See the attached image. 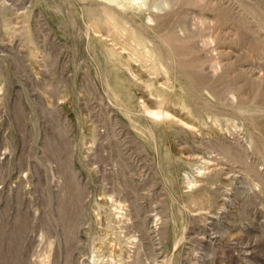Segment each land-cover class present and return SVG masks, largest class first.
I'll return each instance as SVG.
<instances>
[{
    "label": "rangeland",
    "instance_id": "374dc122",
    "mask_svg": "<svg viewBox=\"0 0 264 264\" xmlns=\"http://www.w3.org/2000/svg\"><path fill=\"white\" fill-rule=\"evenodd\" d=\"M97 2L0 0V264H264V0L180 4L126 49Z\"/></svg>",
    "mask_w": 264,
    "mask_h": 264
},
{
    "label": "bare ground",
    "instance_id": "6f19581e",
    "mask_svg": "<svg viewBox=\"0 0 264 264\" xmlns=\"http://www.w3.org/2000/svg\"><path fill=\"white\" fill-rule=\"evenodd\" d=\"M90 1H93V0H90ZM102 1L104 3H98L97 2V4H98L97 6L88 8L87 19L85 21L87 30L92 31V32H96V33L99 32V35H102V36L103 35H105L107 37L110 36L111 41L114 44H118L120 46V48H125V45H131V44L135 48H137V46L146 47L147 46L146 44L149 41V39H147L142 34V31H141L142 29H154L158 25V21L160 19L165 17L170 12H173V10L180 4H183V5L189 4L191 6L193 5V6L201 7L203 5L202 3L204 2V0H102ZM198 20H199V23H201V24L207 23V18L203 15L199 16ZM146 21H154L156 23V26H154V27L149 26L146 23ZM82 22H83V20H82ZM136 22L138 23V25L135 24ZM175 25H178V24H175ZM187 26L188 25H186V24L179 26L180 29H178L177 32L168 33V34L161 36L160 41L165 46H170L171 44H174L175 46L184 47L191 41L194 44V42H193V36L194 35H193V33L189 32L190 28L188 29ZM208 38H209V41H208ZM208 38L207 37L203 38V36H202V38H201L202 40L200 42L201 45H199V46L195 45L194 49L195 50L205 49L208 46V44H211L210 42L213 41V39L210 40V36H208ZM101 40H102V37H101ZM214 40H216V39H214ZM102 42L104 43L105 41L102 40ZM103 45L109 53H111V51H113L111 48L108 49L107 46H105V44H103ZM212 45H214V44H212ZM217 48L219 49V47L215 46L212 49L215 50ZM212 49H211V52L213 51ZM144 50H146V49H144ZM144 50H143V53H144ZM217 51H219V50L215 51L216 54H217ZM134 52H135V49H134ZM151 53H153V52L151 51ZM151 53H149V54H151ZM149 56L147 57L148 59H149ZM155 57L158 60L157 56H155ZM150 58H151L150 59V61H151L152 56ZM219 61H221V60H217L215 58L211 63V68L214 72H217L216 71L217 68L220 69V67H217V65H219ZM157 65H159V64H157ZM220 65H221V62H220ZM222 95H223L224 99L226 98L227 100H230V101L235 100L234 99L235 90H233V89L232 90L229 89L227 93L222 94ZM236 98H237V96H236ZM144 112L147 113L148 115H150L151 117H156V118L161 117L164 114H167L166 112L159 111L156 109H151V108L146 107V106H144ZM110 199H112V198L110 197ZM120 202L121 201L114 200V204H115L114 209L115 210L123 208V207L119 206L122 204ZM164 263H165V261H164Z\"/></svg>",
    "mask_w": 264,
    "mask_h": 264
}]
</instances>
